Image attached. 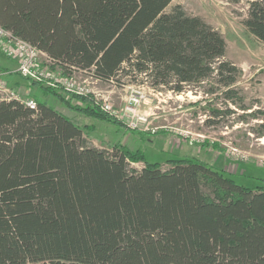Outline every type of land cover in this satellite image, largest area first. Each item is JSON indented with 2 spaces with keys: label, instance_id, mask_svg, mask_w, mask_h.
Returning a JSON list of instances; mask_svg holds the SVG:
<instances>
[{
  "label": "trees",
  "instance_id": "trees-1",
  "mask_svg": "<svg viewBox=\"0 0 264 264\" xmlns=\"http://www.w3.org/2000/svg\"><path fill=\"white\" fill-rule=\"evenodd\" d=\"M171 2L0 0V24L65 72L174 95L209 81L200 92L221 99L203 108L211 126L228 104L244 109L241 71L219 31ZM243 25L264 42V0H247ZM31 99L35 110L0 100V264H264V185L236 184L195 157L162 170L140 150L97 148Z\"/></svg>",
  "mask_w": 264,
  "mask_h": 264
},
{
  "label": "rangeland",
  "instance_id": "rangeland-1",
  "mask_svg": "<svg viewBox=\"0 0 264 264\" xmlns=\"http://www.w3.org/2000/svg\"><path fill=\"white\" fill-rule=\"evenodd\" d=\"M175 4L181 5L188 14L200 16L220 32L226 43L225 59L241 71L235 87L244 109L228 104L233 112L221 115L218 122L211 126L204 122L208 116L203 108H220L221 99L200 92L212 85L209 81L196 85L194 90L197 92L188 90L181 95L169 91L157 92L147 84H138L128 78L96 82L92 86L104 91L120 111L119 117L112 118L118 123L72 108L57 94L21 77L16 71L15 59L1 52L0 81L21 98L34 97L80 126L83 136L97 148L110 150L113 145H120L131 151L140 150L147 162L159 163L162 170L170 168L169 159L195 157L221 170L236 184L248 188L263 186L264 42L250 34L243 25L247 0L238 3L227 0H172L167 9ZM55 70L58 68L55 67ZM71 74L85 78L90 73L75 71ZM133 95L138 100L134 110L125 111ZM77 105L83 107L85 103ZM132 122L136 126L134 129L127 127ZM131 166L140 168L143 164L138 162Z\"/></svg>",
  "mask_w": 264,
  "mask_h": 264
},
{
  "label": "built area",
  "instance_id": "built-area-1",
  "mask_svg": "<svg viewBox=\"0 0 264 264\" xmlns=\"http://www.w3.org/2000/svg\"><path fill=\"white\" fill-rule=\"evenodd\" d=\"M0 52L6 57L15 59L16 71L21 77L31 82L39 83L49 89L59 91L67 97L76 98L78 101L80 100L79 104L84 102L85 105L100 111L107 117L117 118L121 115L120 111L113 106L109 96L104 91L92 86L100 80L94 78L91 74L85 78L77 77L71 74L75 70L65 72L58 65H54L43 51L15 36L1 24ZM55 67L58 70H55ZM0 100H16L29 109H36V102L33 99L21 98L16 91L7 87L3 81H0ZM137 101L134 95L131 96L124 110L133 112V107ZM127 127L130 129L136 128L133 122L130 125L128 123Z\"/></svg>",
  "mask_w": 264,
  "mask_h": 264
},
{
  "label": "crops",
  "instance_id": "crops-1",
  "mask_svg": "<svg viewBox=\"0 0 264 264\" xmlns=\"http://www.w3.org/2000/svg\"><path fill=\"white\" fill-rule=\"evenodd\" d=\"M16 66V65H15ZM40 86V85H39ZM43 88V87H42ZM54 92L53 93H55V94H57L60 98H62V99H64V100H66L67 102H69L70 104L72 103V101H76L75 103H73V105H77V104H79V101H78V99H76V98H71V99H69L70 97H66L64 94H62V93H60L59 91H55V90H53Z\"/></svg>",
  "mask_w": 264,
  "mask_h": 264
},
{
  "label": "bare ground",
  "instance_id": "bare-ground-1",
  "mask_svg": "<svg viewBox=\"0 0 264 264\" xmlns=\"http://www.w3.org/2000/svg\"><path fill=\"white\" fill-rule=\"evenodd\" d=\"M82 101V100H81ZM83 102H81V104H82Z\"/></svg>",
  "mask_w": 264,
  "mask_h": 264
}]
</instances>
